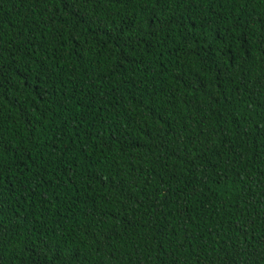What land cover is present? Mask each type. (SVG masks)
<instances>
[{"label": "trees", "instance_id": "1", "mask_svg": "<svg viewBox=\"0 0 264 264\" xmlns=\"http://www.w3.org/2000/svg\"><path fill=\"white\" fill-rule=\"evenodd\" d=\"M0 264H264V0H0Z\"/></svg>", "mask_w": 264, "mask_h": 264}]
</instances>
